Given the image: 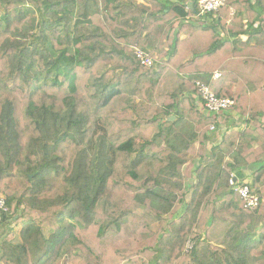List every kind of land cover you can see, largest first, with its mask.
Listing matches in <instances>:
<instances>
[{
	"label": "trees",
	"instance_id": "16d2710c",
	"mask_svg": "<svg viewBox=\"0 0 264 264\" xmlns=\"http://www.w3.org/2000/svg\"><path fill=\"white\" fill-rule=\"evenodd\" d=\"M263 160L264 0H0V263L264 264Z\"/></svg>",
	"mask_w": 264,
	"mask_h": 264
},
{
	"label": "built area",
	"instance_id": "2783aa9c",
	"mask_svg": "<svg viewBox=\"0 0 264 264\" xmlns=\"http://www.w3.org/2000/svg\"><path fill=\"white\" fill-rule=\"evenodd\" d=\"M227 0H199L200 16L205 14L219 11L221 8L226 6ZM234 15V12H232ZM134 55L142 66L154 67L157 65L155 59L151 56L150 52L142 50L138 47H134ZM215 79L220 77L219 73H215ZM195 88L197 89V98L202 103V107L207 115H220L230 110L234 105L235 101L231 98H219L206 84L199 81H195ZM215 130V127H212ZM230 185L239 193L242 200L244 201V207L246 209H256L260 204V198L251 187L249 181H242L237 178L235 174H232ZM0 211L7 212L5 200L0 198ZM193 244L189 242L187 250L192 249Z\"/></svg>",
	"mask_w": 264,
	"mask_h": 264
},
{
	"label": "crops",
	"instance_id": "0c3cea01",
	"mask_svg": "<svg viewBox=\"0 0 264 264\" xmlns=\"http://www.w3.org/2000/svg\"><path fill=\"white\" fill-rule=\"evenodd\" d=\"M142 1V0H141ZM140 1V2H141ZM173 104V101L172 100H169L168 101V103H167V105L168 106H171ZM199 106H200V108L202 107V103L201 102H199ZM203 108V107H202ZM201 108V109H202ZM231 130H233V129H231ZM223 131L225 132L226 131V129H223ZM218 139H219V142H221V140H222V136L219 134V136H218ZM227 162H233L232 161V159H230V158H228L227 159ZM263 163H264V160L262 161ZM256 167H257V165L256 164H254V165H251L250 167H248V168H246L243 172H244V175H245V180H242V181H251V177H252V173H253V171L256 169ZM189 170H191V167H189L188 168Z\"/></svg>",
	"mask_w": 264,
	"mask_h": 264
},
{
	"label": "rangeland",
	"instance_id": "374dc122",
	"mask_svg": "<svg viewBox=\"0 0 264 264\" xmlns=\"http://www.w3.org/2000/svg\"><path fill=\"white\" fill-rule=\"evenodd\" d=\"M138 1H141V0H138ZM145 51H147V50H145ZM155 66H156V65H155ZM191 82H192V81H189L190 84H193V83H191ZM193 82H195V81H193ZM194 96H195V95H194ZM195 98H196V97H195ZM197 102H200V101L197 100ZM167 103H168V101H167ZM167 103L165 104V106H163V107H159V108L157 109L158 114L164 115V114L166 113V111H167V109H168V107H169V106L167 105ZM199 108H200V107H199ZM201 108H202V107H201ZM130 112L132 113V111H130ZM201 112H202L204 115H207V113L204 111L203 108L201 109ZM14 230L16 231L17 234H19L21 228H20V227H15ZM44 232H45V234L48 235V236L51 234V231H50V229H49L48 227L44 228ZM16 242H19V239H18ZM0 264H2V263H0Z\"/></svg>",
	"mask_w": 264,
	"mask_h": 264
},
{
	"label": "water",
	"instance_id": "95a60500",
	"mask_svg": "<svg viewBox=\"0 0 264 264\" xmlns=\"http://www.w3.org/2000/svg\"><path fill=\"white\" fill-rule=\"evenodd\" d=\"M189 6H190V8H192L193 7L192 3H190ZM175 120H176V117L175 116H171V117L168 118V121L169 122H173Z\"/></svg>",
	"mask_w": 264,
	"mask_h": 264
}]
</instances>
